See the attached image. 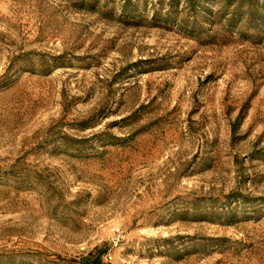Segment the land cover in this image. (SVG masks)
<instances>
[{"label": "rangeland", "instance_id": "obj_1", "mask_svg": "<svg viewBox=\"0 0 264 264\" xmlns=\"http://www.w3.org/2000/svg\"><path fill=\"white\" fill-rule=\"evenodd\" d=\"M0 0V264H264V0Z\"/></svg>", "mask_w": 264, "mask_h": 264}, {"label": "trees", "instance_id": "obj_2", "mask_svg": "<svg viewBox=\"0 0 264 264\" xmlns=\"http://www.w3.org/2000/svg\"><path fill=\"white\" fill-rule=\"evenodd\" d=\"M240 1H243V0H240ZM198 3H199L198 0H190L189 2L190 8H192L195 11L197 6L199 7ZM100 263H101V258L99 257L96 259L95 264H100Z\"/></svg>", "mask_w": 264, "mask_h": 264}]
</instances>
